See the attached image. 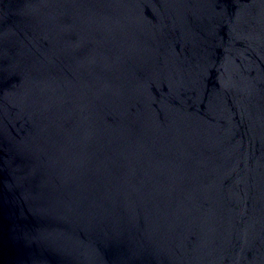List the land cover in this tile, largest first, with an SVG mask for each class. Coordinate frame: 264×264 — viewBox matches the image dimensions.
I'll return each mask as SVG.
<instances>
[{"label":"water","instance_id":"obj_1","mask_svg":"<svg viewBox=\"0 0 264 264\" xmlns=\"http://www.w3.org/2000/svg\"><path fill=\"white\" fill-rule=\"evenodd\" d=\"M0 264H264V0H0Z\"/></svg>","mask_w":264,"mask_h":264}]
</instances>
